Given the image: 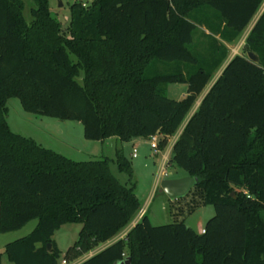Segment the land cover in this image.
Segmentation results:
<instances>
[{
	"label": "trees",
	"instance_id": "trees-1",
	"mask_svg": "<svg viewBox=\"0 0 264 264\" xmlns=\"http://www.w3.org/2000/svg\"><path fill=\"white\" fill-rule=\"evenodd\" d=\"M0 0V233L33 219L8 242L15 264L74 261L124 229L141 210L133 166L76 161L14 132L7 100L30 112L76 120L85 137L127 142L159 133L164 148L263 0H93L70 6L66 28L50 0ZM176 140L170 162L198 179L213 204L205 232L184 221L153 225L146 212L121 238L80 264H264V12ZM82 77V79H80ZM170 83H187L182 99ZM81 223L63 255L55 232ZM51 244V249H49Z\"/></svg>",
	"mask_w": 264,
	"mask_h": 264
},
{
	"label": "rangeland",
	"instance_id": "rangeland-1",
	"mask_svg": "<svg viewBox=\"0 0 264 264\" xmlns=\"http://www.w3.org/2000/svg\"><path fill=\"white\" fill-rule=\"evenodd\" d=\"M75 1L90 4L93 0H50L52 14L61 21L63 28H66L69 24L70 6ZM25 3V15L30 20V8L34 6V2L32 0H25ZM262 4L259 8L260 12L262 11ZM241 53L244 55L248 54L243 48L241 49ZM178 87H180V90V83H178ZM185 87L186 85H184ZM180 92H168L167 96L180 99ZM7 109V120L14 132L32 138L42 146L59 152L73 160L89 161L105 156L115 159L116 151L120 148H115V144L111 140L103 141L86 138L84 126L79 121L63 120L54 116L27 111L18 97H10L7 100ZM141 139L143 144L138 145L137 157L132 156L131 145L126 147L124 153L132 162L134 170L133 180L137 184L135 191L142 202V206L146 207L151 223L153 225H163L184 221L194 229L202 230L208 220L215 215V206L213 204L199 203V194L195 193L194 187L188 194L177 199H171L166 192H161L160 188L155 191L151 189L162 156L170 148L173 137H171L168 147L166 149L159 147L157 153L151 147V140L149 138ZM113 159L111 161L113 173L121 182H129V176L125 172L118 170L117 164ZM167 170L171 174V178L181 177L186 174L184 169L176 165L169 166ZM37 222V219H33L18 230L0 233V264H15L8 259L5 252L6 244L30 233ZM81 228V223H67L55 232L53 238L63 255L78 239ZM68 264H72V261H68Z\"/></svg>",
	"mask_w": 264,
	"mask_h": 264
},
{
	"label": "crops",
	"instance_id": "crops-1",
	"mask_svg": "<svg viewBox=\"0 0 264 264\" xmlns=\"http://www.w3.org/2000/svg\"><path fill=\"white\" fill-rule=\"evenodd\" d=\"M261 14H262V11L260 12L258 10L257 13L254 15V17L251 19V21L248 24V26L243 30V32L241 33V35L236 40H234L233 42H225V44L228 47V55H227V58L217 68V70L214 72L213 76L211 77V80L208 82V84L205 86V88L202 90V92L198 95L195 103L193 104V106L189 110V112H188L185 120L183 121V123L181 124V126L179 127V129L172 136H170L168 138V142H167L166 146L163 148V149H166L168 147V144L170 143V139H171V137H173V140H172V143L170 145V148L162 156L160 165H159V167L157 169V174L155 175V178H154L153 183L151 185V189L153 191L158 190V188H160L161 182L164 179H170L171 178L170 177L171 174L167 172L168 171L167 169H168L169 166L175 165L174 163L169 162V161H170V159H171V157L173 155V147H174V144H175L176 140L179 138V136L183 132L186 124L188 123L189 119L195 113V111L199 108V106H200L203 98L208 93V91L213 86V84L221 76L222 72L224 71V69L228 65V63L231 61V59L234 56L238 55V54L243 55L241 53V49L242 48L244 49L246 39H247L249 33L251 32L253 26L255 25V23L257 22V20L259 19V17L261 16ZM174 84H177V85H174ZM180 84H181V89L180 90H179L180 87H178V83H170V84H168V86H167V93L168 92L171 93V92L181 91L180 92L181 93L180 94L181 95V98L180 99L184 98L188 94V84L187 83H180ZM184 85H186L185 88H184ZM159 136H160V139H161L162 138L161 134H159ZM141 138H145V137L133 138L132 140L127 141V142L121 141L116 136H112V137H109V138L104 139V140H111V141H113L114 144H115V148L120 147V148L123 149V151H125V149H126V147L128 145H131L132 146L131 153H132L134 148L138 149V145L143 144L142 143L143 141H142ZM145 139H148V138H145ZM137 152H138V150H137ZM157 152H158V150H157ZM111 159H113V158H111ZM186 175H188L187 172L183 176H186ZM183 176H181V177H183ZM173 178H179V177H173ZM146 212H147L146 207H143L142 206L141 207V210L135 215V217L131 220V222L124 229H122L119 233H117L114 237H112L111 239H109L105 243L100 244L98 247H96L95 249L91 250L87 254H84L82 257H80V258L72 261V264H80L82 261H84L87 258H89V257L93 256L94 254L98 253L99 251H101L105 247L109 246L110 244L114 243L115 241H117V240H119L121 238H125L126 235H127V233L136 225V223L142 218V216ZM204 229H205V227H203L202 230H196V229L195 230L197 232L200 231V233H204V231H203Z\"/></svg>",
	"mask_w": 264,
	"mask_h": 264
},
{
	"label": "water",
	"instance_id": "water-1",
	"mask_svg": "<svg viewBox=\"0 0 264 264\" xmlns=\"http://www.w3.org/2000/svg\"><path fill=\"white\" fill-rule=\"evenodd\" d=\"M248 57L253 61H258V56L254 52H249ZM198 179L191 175L179 178L164 179L160 185V191H164L171 199H177L185 196L197 184ZM51 249V244L48 245ZM131 257H126L119 264H131Z\"/></svg>",
	"mask_w": 264,
	"mask_h": 264
},
{
	"label": "built area",
	"instance_id": "built-area-1",
	"mask_svg": "<svg viewBox=\"0 0 264 264\" xmlns=\"http://www.w3.org/2000/svg\"><path fill=\"white\" fill-rule=\"evenodd\" d=\"M263 2H264V0H263ZM262 6H263L262 7V13H263L264 12V3L262 4ZM149 139L151 140V147L155 150V152H157V150L159 149V141H160L159 133L152 135ZM132 156L133 157L137 156V149L136 148L133 149ZM203 231L205 232V229ZM59 264H68V261L66 259H62Z\"/></svg>",
	"mask_w": 264,
	"mask_h": 264
}]
</instances>
